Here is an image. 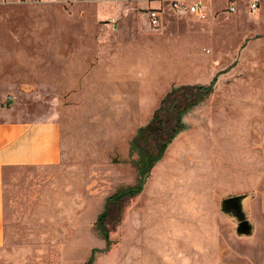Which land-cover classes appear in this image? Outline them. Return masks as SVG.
Here are the masks:
<instances>
[{
	"label": "rangeland",
	"instance_id": "obj_1",
	"mask_svg": "<svg viewBox=\"0 0 264 264\" xmlns=\"http://www.w3.org/2000/svg\"><path fill=\"white\" fill-rule=\"evenodd\" d=\"M0 0V105L58 117L63 159L4 177L0 264H261L264 249V0ZM230 7H233L231 9ZM212 93L138 183L130 144L181 84ZM245 194L253 225L236 233L223 198Z\"/></svg>",
	"mask_w": 264,
	"mask_h": 264
},
{
	"label": "trees",
	"instance_id": "obj_2",
	"mask_svg": "<svg viewBox=\"0 0 264 264\" xmlns=\"http://www.w3.org/2000/svg\"><path fill=\"white\" fill-rule=\"evenodd\" d=\"M215 77L208 84H181L171 87L164 95L159 106L154 111L147 124L138 127L130 144V153H136L135 164L138 173V183L123 188L108 196L104 209L96 218L97 227L109 245V235L104 218L110 203H120L125 196H131L142 190L145 175L158 160L169 142L180 132L185 124L182 116L195 105L202 102L213 91ZM93 250L86 264H91Z\"/></svg>",
	"mask_w": 264,
	"mask_h": 264
},
{
	"label": "crops",
	"instance_id": "obj_3",
	"mask_svg": "<svg viewBox=\"0 0 264 264\" xmlns=\"http://www.w3.org/2000/svg\"><path fill=\"white\" fill-rule=\"evenodd\" d=\"M62 133V124L55 115L26 118L0 105V249L6 239V172L12 168L54 166L62 162ZM261 255V264H264V249Z\"/></svg>",
	"mask_w": 264,
	"mask_h": 264
},
{
	"label": "built area",
	"instance_id": "obj_4",
	"mask_svg": "<svg viewBox=\"0 0 264 264\" xmlns=\"http://www.w3.org/2000/svg\"><path fill=\"white\" fill-rule=\"evenodd\" d=\"M164 5H167L171 10L176 11L180 15L190 13L198 17L205 16L203 5L199 1L187 3L185 1L172 0L167 4H160L158 6H151L148 8V23L152 28L157 29L163 24L162 10L164 9ZM230 8L233 9V7Z\"/></svg>",
	"mask_w": 264,
	"mask_h": 264
},
{
	"label": "water",
	"instance_id": "obj_5",
	"mask_svg": "<svg viewBox=\"0 0 264 264\" xmlns=\"http://www.w3.org/2000/svg\"><path fill=\"white\" fill-rule=\"evenodd\" d=\"M245 194L232 195L221 200V210L236 221L238 235H250L253 232L252 223L246 218L243 209Z\"/></svg>",
	"mask_w": 264,
	"mask_h": 264
}]
</instances>
